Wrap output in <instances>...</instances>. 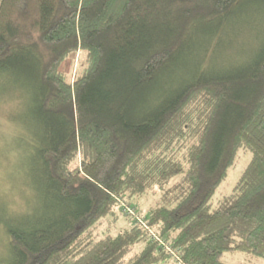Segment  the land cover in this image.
I'll list each match as a JSON object with an SVG mask.
<instances>
[{"label":"trees","instance_id":"obj_1","mask_svg":"<svg viewBox=\"0 0 264 264\" xmlns=\"http://www.w3.org/2000/svg\"><path fill=\"white\" fill-rule=\"evenodd\" d=\"M261 7L264 0H0V73L24 66L33 95V127L19 137L33 200L21 213L0 205L9 264L264 257V45L237 66L183 67L199 41L209 44L228 23L241 30ZM78 51L70 79L61 65ZM179 66L183 75L174 74ZM241 152L249 160L213 202ZM143 194L156 199L149 214L132 206L137 217L117 226L120 202Z\"/></svg>","mask_w":264,"mask_h":264},{"label":"rangeland","instance_id":"obj_2","mask_svg":"<svg viewBox=\"0 0 264 264\" xmlns=\"http://www.w3.org/2000/svg\"><path fill=\"white\" fill-rule=\"evenodd\" d=\"M244 20L245 24L241 30L237 28L235 30V24L228 23L219 36L211 39L209 44L206 40L199 41V47L197 48V45L192 47L190 54L186 57L187 65L183 67H192L197 61L204 60L205 68L223 69L240 65L249 57L259 53L264 45V7H261L258 12H253L250 16H244ZM243 27L244 29H242ZM82 56V53L78 51L75 55H69L62 62L61 70L70 79L76 77ZM21 67L23 68L16 69L14 75L11 76L0 73V205L6 206L12 213H21L29 209V201L33 200L32 190L29 187L32 181L29 157L24 152L19 140L21 134H30L27 127H33L30 125L31 120L28 122L33 106V95L30 88H25L23 77H26L24 74L26 71L24 66ZM183 67L179 66L175 69L174 74L183 75L185 73ZM248 160L249 153L241 152L227 177L216 189L212 198L213 202L232 190ZM155 200V196L143 194L133 198V204L127 201L124 204L120 202L119 208L122 210H120L121 215L117 226L124 227L129 224L125 220V216L130 215L124 210L125 204L131 207L136 205L138 212L147 216L155 205ZM164 242L166 245L162 244L163 250H166L170 259L175 261L176 256L171 250L175 253L176 251L174 248H170L171 242L169 240H164ZM10 259L8 236L4 227L0 225V264H9ZM223 260L228 264H264V257L244 252L226 251L223 254Z\"/></svg>","mask_w":264,"mask_h":264},{"label":"built area","instance_id":"obj_3","mask_svg":"<svg viewBox=\"0 0 264 264\" xmlns=\"http://www.w3.org/2000/svg\"><path fill=\"white\" fill-rule=\"evenodd\" d=\"M124 210H126V211L128 212V214H130V215H135V216L137 217V214H136L135 211L133 210V207H131V206L125 204ZM137 219H138L139 221H141L140 218H137ZM163 244L166 245L165 242H163ZM167 247H168V246H167ZM170 248H172V247H170ZM168 249H169V248H168ZM169 250H170V249H169ZM171 251H172V253H174V255L176 256V258L179 259L178 255H177L173 250H171ZM180 262H181V261H180ZM181 264H185V263H182V262H181Z\"/></svg>","mask_w":264,"mask_h":264}]
</instances>
